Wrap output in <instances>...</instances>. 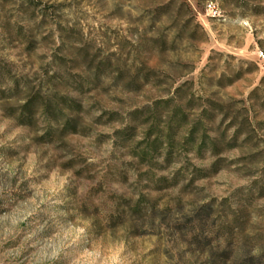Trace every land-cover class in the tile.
Returning <instances> with one entry per match:
<instances>
[{
  "label": "rangeland",
  "instance_id": "obj_1",
  "mask_svg": "<svg viewBox=\"0 0 264 264\" xmlns=\"http://www.w3.org/2000/svg\"><path fill=\"white\" fill-rule=\"evenodd\" d=\"M261 52L264 0H0V264H264ZM55 74L83 86L61 92L86 135L46 144L11 91L46 94ZM169 99H192L190 127L223 107L206 123L218 151L185 127L148 171L135 154L154 127L131 113Z\"/></svg>",
  "mask_w": 264,
  "mask_h": 264
},
{
  "label": "trees",
  "instance_id": "obj_2",
  "mask_svg": "<svg viewBox=\"0 0 264 264\" xmlns=\"http://www.w3.org/2000/svg\"><path fill=\"white\" fill-rule=\"evenodd\" d=\"M242 72H238L233 80L229 79L227 85H232L236 80L240 79ZM151 80L150 74L146 76V82ZM62 89H79L83 90V86H79L76 81L65 80L63 76L58 74L53 75L50 81L47 82L44 94L42 91L32 92L29 87L22 86L18 83H13V90L11 94L22 95L24 97V103L18 111L13 112L14 119L19 126L33 128L37 119H41L45 125L46 131L42 136V141L46 144L52 143L57 136H75L86 135V128L82 124L83 107L81 104L72 100L68 95L61 92ZM181 89H177L180 91ZM191 98L194 99V96ZM192 100V99H191ZM188 101L186 106L179 104L182 100H177L172 103L173 100H167L159 102L154 108H147L142 110H136L131 113V117L134 122H140L141 119L151 121L152 128L149 137L156 135L154 142L150 148L143 150L142 152H136L135 157L139 158L141 163H144L149 167L148 171L152 168H159L156 164L160 157H164L166 161L172 157V151L175 146V136L178 130H182L187 127L188 136L186 139L187 145H190L194 151L199 155H204L209 151L210 147L213 149V153L218 151V147L214 141H208L207 125L206 123L212 122L216 113H223L224 109L220 104L216 102H210L207 106L202 107V118L199 123L194 125L188 124V113L184 107H187L191 103ZM207 107V108H206ZM189 109V108H187ZM168 117L169 121L165 125L167 130L164 133V129L161 128V124L164 123V119ZM116 120V119H115ZM118 121V120H116ZM134 132V131H133ZM116 138L121 141L130 135L129 128L119 129L115 132ZM165 151V152H164ZM156 156V157H155ZM213 167H217L214 164ZM216 168L215 171H218ZM200 173V178L208 177L205 171H197ZM148 172L146 175H149ZM160 184L162 187H168L166 179L162 178Z\"/></svg>",
  "mask_w": 264,
  "mask_h": 264
},
{
  "label": "built area",
  "instance_id": "obj_3",
  "mask_svg": "<svg viewBox=\"0 0 264 264\" xmlns=\"http://www.w3.org/2000/svg\"><path fill=\"white\" fill-rule=\"evenodd\" d=\"M212 9V6H210ZM260 57L264 59V53L261 52Z\"/></svg>",
  "mask_w": 264,
  "mask_h": 264
}]
</instances>
